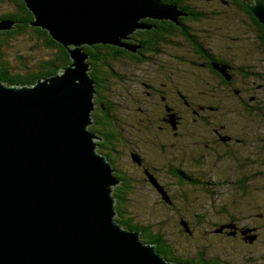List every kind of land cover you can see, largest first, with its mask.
Listing matches in <instances>:
<instances>
[{
    "label": "water",
    "instance_id": "water-1",
    "mask_svg": "<svg viewBox=\"0 0 264 264\" xmlns=\"http://www.w3.org/2000/svg\"><path fill=\"white\" fill-rule=\"evenodd\" d=\"M23 1L31 26L48 31L71 63L30 87L0 82V264H175L114 219L111 190L119 181L87 129L96 93L82 48L135 52L122 40L147 28L143 19L176 22L185 14L160 0ZM247 6L264 23V0ZM13 26L0 20V31Z\"/></svg>",
    "mask_w": 264,
    "mask_h": 264
},
{
    "label": "trees",
    "instance_id": "trees-1",
    "mask_svg": "<svg viewBox=\"0 0 264 264\" xmlns=\"http://www.w3.org/2000/svg\"><path fill=\"white\" fill-rule=\"evenodd\" d=\"M160 1L162 3L165 2L163 3L164 5H177L178 8L181 9L180 11L185 15L179 16L176 22L172 20H143L142 22L147 28L133 31V33L128 35L127 40L122 41L124 45L127 44L129 46L132 45V43L138 42L137 46H133L135 52L114 45L95 44L93 46H83L82 52L88 55L86 61L89 65L88 75L93 82V88L96 93L93 99L94 109L91 112L92 124L89 126V129L97 136L103 138L96 144L99 145V150H97V152L105 157L106 161L113 169V176L119 181V184L115 185L113 190H111V196L114 198L115 221L123 229L137 232L144 244L154 245L155 250L165 261L175 264H221V259L223 257L217 255V253L220 254L223 251L221 250V246H211L213 249L212 252L209 253L210 255H208L205 249L203 250L199 247L196 249L193 256L179 258L176 255L178 250L173 248L174 246L167 239L165 232L161 229L153 230L152 225H145L130 216V212L127 210V197L132 193V178L127 173L116 171L113 167L115 166L114 161L120 158L118 149L127 148V142L123 138L120 124H117L118 121L122 123L119 118V110L122 108L119 101L122 102V98L120 93L114 95V91L123 89V76L120 77L115 72L114 68L119 61L126 58H131L132 61L136 63H153L154 60L158 59L159 61L157 62H160V66L164 59L163 54L165 51L180 49V45H177L178 42H185L193 48L194 53L198 56V62L204 64L202 65L203 67H201L200 64H196V67L194 65L192 66L189 61L186 64L188 70L185 74H181V67L176 65L174 67L177 71L175 74L177 76H183L186 80V86L194 85L197 87L198 91H205L207 95H209V91L211 93L215 92L218 98L209 99V97L206 96L201 100L199 96H187L184 91L176 88L177 85L175 84L176 87H173L172 96L167 90L164 94H157V100L155 99L156 103L152 109L153 114L147 113L143 109V104L141 103L140 105L134 104L133 107L131 106V108H135L136 112L139 114V116L134 119L133 123H140L143 127L138 125V128L148 132L150 140L148 139L145 143L149 146L151 152H153L154 148H158L159 153L166 155L169 144H174L172 147L170 146L171 151H173V153L169 151L173 156V159H171L173 163H169V165L172 164L171 166L177 168L174 171L175 174L172 173V175L178 180L186 182V184L193 185L195 182L197 183L196 180H198L190 173V171L195 173L194 167L189 166L202 167L204 164L213 161L214 158H216L217 161L224 160L225 162L233 163L234 166L230 170L236 171L239 178H237L236 174L234 176L235 180L237 179L242 182V186L237 183V188L233 189V191L236 198H241V195H245V190H259L260 185L258 184L257 177L260 175L253 178L252 181L251 178H247V176L243 174L244 169L247 168V166L243 164V158L235 155L230 148L224 147L221 144V142H223L221 139L219 143H216L217 141H211L210 138L208 139L212 131V125H208L206 120L205 122H201V117L192 114V109L186 107L183 101L186 100L187 97H190L191 99L196 98L197 100H201V103H207V108L204 113L213 115L212 123H214L216 119L218 120L216 124L226 125L229 119H238L236 114L239 112V118L244 116L249 119H258L261 123V128L264 129V98H260L259 95V97H254V99L251 100L250 98L254 96L252 90H248L249 92H246L242 96L234 93V89L237 88L234 86L235 84L233 81L229 80V73L227 70L222 72L219 68L222 64L215 63V61L224 62V58L219 55H214V59H207L201 51L190 42L192 38L198 36V33L190 28V26L194 27V25L191 23L187 28V25L182 23V21H184L182 18L187 17L189 12H194L192 14L196 16L192 17L197 20L202 16L200 13L203 14V11L207 10L210 13V17L203 18L205 23L198 25L209 30L210 39H213V37L221 39L225 41L224 44H228L232 37H239L236 34L240 29L239 27H244L246 29L244 33H246L245 36L247 38H250L252 35H257L261 40L257 46V49H259L258 54L256 56H246L239 53L238 60L235 61L236 64L244 66H247V63L253 62L254 60L257 61V57L260 58L259 62H264V23L256 18L247 6V3L249 5L253 0H247V3L243 0H238L237 4H235L237 10L234 14L230 12V9H227V6L220 5V0H216V4L211 3L213 0H197L194 2L191 0ZM198 1L199 4L194 5V3ZM0 4H4L10 8V11L0 15V20H9L14 23L13 28L9 31H0L1 83L8 86H31L35 84L37 80L46 79L57 74L71 63L68 50L57 43L49 35L48 31L40 27L31 26L34 19L23 0H0ZM219 7H222L221 11H218ZM228 13L231 16H229ZM241 22L244 25L241 26ZM26 36L30 37L29 41L33 42L34 40L35 44L42 48L44 55L37 61L32 62L33 64L31 65L23 63L20 56H17L16 58L20 60V65L14 66L8 58L9 52L13 49L12 43L19 37L25 38ZM161 68L162 67H158L159 71ZM204 72H206V75H204ZM238 76L242 77V75ZM163 79H165L166 82L169 80L165 76H163ZM257 80L264 81L263 78H257ZM249 86L252 87L251 84H249ZM261 87L263 86L261 85ZM188 89H191V87ZM224 90L227 91L224 92ZM163 96H165V98ZM176 106L187 109L183 114L181 113L183 117L180 126H178L179 124H177L176 121L174 122V126H172L170 122L171 115L175 118L174 109ZM139 109H141V112ZM256 109H259L260 112L256 111ZM162 119H166V122L162 123ZM239 125L245 127V125ZM181 127L184 130H186L185 127H191V130H189L191 132L194 127V129L197 128V131L201 133L204 140H202L201 144L196 146H192L193 142L187 144L182 142L179 139L181 138V134L179 133ZM198 127L207 131L205 137L202 130ZM153 136L156 137L155 140L151 139ZM162 136L168 138V140H164V142L160 141ZM185 138H188V136L183 139ZM257 138L259 139L260 150L255 154L252 153L251 156L253 157V161L251 165L260 164V159L264 157V137L257 135ZM247 146L248 145H243L242 147L244 150H247ZM211 147L213 150L209 152ZM127 156L130 158L129 161L131 160L130 162L134 163L132 158L133 155ZM176 161L178 162L176 163ZM185 162H187L186 165ZM251 165L248 166L252 168L253 166ZM165 167H163V169L166 171ZM187 171L190 174H187ZM218 176L221 179L228 178L223 173H219ZM246 179L252 183H248ZM245 180L247 183L244 185L243 183ZM162 201L166 203L163 199ZM228 203L229 202L226 204ZM223 207V211L228 218H233L234 209L229 205ZM199 215H201V217L204 216L202 213ZM183 221L187 222L184 218L179 217L178 223L182 228L183 226L181 223ZM188 231L189 232H186L183 228L184 233L189 236L192 235L193 232L189 226ZM211 247L207 245L208 250ZM243 254L244 252L241 255L243 256ZM206 257L210 259L208 258L207 260Z\"/></svg>",
    "mask_w": 264,
    "mask_h": 264
},
{
    "label": "rangeland",
    "instance_id": "rangeland-1",
    "mask_svg": "<svg viewBox=\"0 0 264 264\" xmlns=\"http://www.w3.org/2000/svg\"><path fill=\"white\" fill-rule=\"evenodd\" d=\"M191 1L194 2L197 0ZM199 1L195 2L194 5L199 4ZM221 10L222 7H219L218 11ZM7 11H10V8L8 6H5L4 4H0V15L4 14ZM228 15L231 16L229 13ZM198 27L201 26L198 25ZM29 38V36H26L25 38L19 37L16 41H13V49L9 52L8 58L10 62L14 64V66L20 65V60L16 58L17 56H20L23 63L31 65L33 64L32 62L37 61L44 55L42 48L40 46L38 47L35 44L34 40L33 42L29 41ZM211 42L215 46L217 44L220 46H224L225 41L213 37V39H211ZM132 45H138V42L132 43ZM238 57L239 53H236L233 60L237 61ZM157 61L159 60L156 59L153 61V63H136L132 61L131 58H126L119 61L117 65H115V72L120 77L123 76V89L114 91V95L120 93L122 98V102L119 101L122 107L119 110V118L122 123H119L118 121L117 124H120V130L122 132L124 140L127 142V148L125 147L124 149H118V151L120 152V158L117 161H114L115 166L113 167L116 171L118 170L127 173L132 178V193L127 197V210L130 212V216H132L135 220L144 223L145 225H152L153 230L161 229L163 232H165L167 239L174 246L173 248L178 250L176 255L179 258H185V256H193L194 252H196V249H198L199 247L203 250L205 249L208 255H210L209 253L212 252L214 246L209 250L207 249L206 244L208 242L209 232L212 231L215 224H219L225 219L226 215L223 211V200L225 202H228L230 198L236 197L234 191H232L234 189V186H232L231 183H233V180H235L234 176L237 174L238 178L239 175L238 173H236V171L230 170L234 166L233 163L225 162L224 160H216L210 163H206L202 167L189 166L194 167L195 173H193L192 171H190V173H192V175H194L199 180H196V185H189L186 184V182L180 181L175 177H167L165 169H163V167H165L166 161V167L172 165H169V163H173V160H171L173 159V157H171L170 154V152L173 153V151H171L170 149V146L172 147V145H174L173 143L169 144L166 155H161L158 148H154L153 152H151V149H149V146H147L146 143L140 144L138 142L137 144H135L133 142V136H130V134H132L133 131L137 130V127L133 123V121L137 116H139V114L138 112H136L135 108H131V101H135V104L138 105H140V103L143 104V109L147 113L153 114L152 109L156 101L154 98L149 99V97L145 95L147 94L146 92H148V90L143 86V84H145L146 87L149 88V85L155 84L157 82L159 83L161 74L158 67L160 62ZM248 64H250V68L253 71L255 70L254 68H257V72L259 74H263L264 63L255 61V67L252 62L247 63V65ZM169 66H172V64L170 63ZM179 67H181L182 70L181 74H185L188 70V67L184 65H180ZM257 72H255V74H257ZM175 83L177 85V88L181 91L185 92L190 90L188 88H190L191 86L185 85L186 80L183 78V76H178ZM259 85H262L263 87L259 88ZM256 88H259L257 90V96L260 95V98H264V81L256 80ZM176 108L178 109L177 111L182 114L185 111L179 106H176ZM236 115L238 119H229V121L226 122V131L231 132L230 135H233L238 139H243V142L230 144L229 147L235 155L243 158L244 166H248L251 165V162H249V157H251L252 153L254 152V140L257 138V135H261L264 137V129L261 128V123L258 119H249L244 116L239 118V112H237ZM174 116L176 118V112H174ZM171 117L172 119H175L173 118V115H171ZM175 121L177 122L176 119ZM232 121H235L241 125H245V127H242ZM90 125L91 124L87 126V129L89 131ZM185 128L186 130L182 129V127L179 130V133L181 134V138L179 139L182 142L186 144L193 142L192 146H196L202 143V140H204V138L201 133L197 131V128L194 129V127L192 132L189 131L191 130V127ZM200 130H202L205 137L207 135V131L204 129ZM145 132V137H150L148 136V132L146 130ZM187 136L188 138L183 139ZM155 138L156 137L153 136L151 139L155 140ZM209 138L211 139L210 134L208 139ZM164 140H168V138L162 136L160 141L164 142ZM99 142V140H96L94 141V144L96 145ZM243 145H248L246 147L247 150L243 149ZM130 149L134 151L133 153L137 154L136 156L139 157V159L144 160L143 163L146 161L145 164L148 165L147 169L134 167L135 165L131 167V160L129 161L130 158L127 156L130 155ZM95 150L96 153L99 154L97 152V150H99V145H97ZM212 150L213 148L211 147L209 152ZM186 164L187 162H185V165ZM262 167H264V162H262ZM253 170L254 166L253 169L248 166L246 169H244L243 174L247 175L248 173V175H251V172H253ZM263 170L264 169L261 168V173L264 172ZM190 173L188 172L187 174ZM219 173L225 174L228 178H219ZM250 177L251 181L253 180V178H255L253 176ZM259 177L264 178L263 176ZM261 178L257 181H262ZM248 183L252 182L248 181ZM156 184L165 188L166 193L171 197L172 205H167L162 201V198L158 193L157 188L155 187ZM259 190L263 189L260 187ZM262 199H264V196L262 197ZM256 209V205L252 206V210L254 211V213L250 212L249 218L255 216V214L257 213ZM201 213L204 215L203 217L199 215ZM234 215L236 216V218H240L241 221L238 220L239 224L245 223L244 221H242L245 219L246 223L254 221L247 220L248 218L246 216L244 219L241 215H238L235 210ZM115 216L116 215H114V217ZM179 217L184 218L188 222L193 232L192 235L189 236L183 232V228L180 227L178 223ZM239 221L242 223H240ZM224 229L229 228L225 227ZM221 250L224 249L221 248ZM243 252V256H245L247 250L241 251L239 254L241 255ZM232 254L233 252H228V255L230 257H232ZM217 255L224 257V252H221L220 254L217 253ZM263 255L264 253L262 254V257ZM248 256L253 257V253L249 254ZM257 264H264V262L261 263L257 261Z\"/></svg>",
    "mask_w": 264,
    "mask_h": 264
},
{
    "label": "flooded vegetation",
    "instance_id": "flooded-vegetation-1",
    "mask_svg": "<svg viewBox=\"0 0 264 264\" xmlns=\"http://www.w3.org/2000/svg\"><path fill=\"white\" fill-rule=\"evenodd\" d=\"M245 3H247V0H243ZM247 1V2H246ZM256 0H253L252 3L249 5H253ZM161 2V1H160ZM238 0H220L221 5L227 6V9H230V12H233V14L236 12L235 4H237ZM162 3V2H161ZM165 3V2H163ZM162 3V4H163ZM212 4H216L217 1L213 0L211 2ZM240 3V2H239ZM241 4V3H240ZM248 4V3H247ZM176 5V4H175ZM242 5V4H241ZM167 6V5H166ZM177 6V5H176ZM176 8V7H175ZM178 11L181 9L178 8ZM182 12V11H181ZM180 12V14H181ZM194 12H189L187 14V17H183L184 21H182L183 24L187 25V28L192 23L194 25L190 26L192 30H195L198 33L197 37H194L191 39V43L196 46L197 49L201 51V53L207 58V59H214V55H219L222 58H224V62L215 61V63L222 64L219 68L223 69L222 72L227 70L230 75V81H233L235 84L234 86L237 89H234V93L243 95L246 92H249L248 90H252V94L254 95L250 99H254L259 97L257 96V90L261 88V85H259V88H256V80L257 78H263L264 79V71L263 74H259L257 72V68H254L253 71L250 68V64L247 66H240L235 63L233 58L235 57L236 53L244 54L246 56H256L258 54L257 46L259 45L260 38L256 35H252L250 38H247L245 35L246 29L244 27H239V31L236 32V34L239 37H232L230 38V42L228 44H224V46L220 45H214L211 42L209 30L207 28L203 27H197L198 24L205 23L203 18L210 17V13L205 10L203 11V14L200 13L202 16L200 19H193L192 16H196L195 14H192ZM148 20V19H147ZM195 23V24H194ZM244 25L241 22V26ZM185 30V29H184ZM178 46L180 45V49H175L173 51H165L163 54V61L161 62L159 67H162V71L160 69V80L159 83L151 84L149 85V88L146 87L145 84L143 86L148 90L145 94L147 97L154 98L157 100V94H164L166 93V90L171 94L173 93V87H176V81H177V75L175 72H177L174 67L184 65L186 66L187 62H191L190 64L195 66L196 64H200L201 67L204 65L202 62H198V56L194 53V50L192 47H190L187 43L178 42ZM219 51V52H218ZM261 55V54H260ZM233 56V57H231ZM262 56V55H261ZM257 62L260 61V58L257 57ZM230 61V62H229ZM232 62V63H231ZM170 63L172 66H169ZM264 63V62H262ZM252 64L255 67V60L252 62ZM226 66V67H224ZM196 67V66H195ZM257 72V74H255ZM204 75H206V72H204ZM238 75H242V77H239ZM263 75V76H262ZM163 76L168 78L169 80L166 82L165 79H163ZM175 80V82H174ZM249 84L252 85V87L249 86ZM238 86V87H237ZM177 88V87H176ZM253 88V89H252ZM227 90H224L226 92ZM223 92V93H224ZM184 93L187 94V96H199L201 97V100L203 97L208 96L209 99H217L218 95L213 92L211 93L209 91V95L206 94L205 91H198L197 87L194 85H191V89L188 91H185ZM170 96V97H171ZM165 98V96H163ZM247 99V98H246ZM201 100L191 99L190 97H187L186 100L183 101V104L186 107H189L192 109V114L200 116L201 122L207 121L208 125H212V131L210 132L211 135V141H217L216 143H219L220 139L223 141L221 144L224 147L230 148L229 145L233 143H241L243 142V139H238L233 135H230L231 132L226 131V125L225 124H216L218 120L215 119V122L212 123L213 115L209 113H204L206 111V104L207 103H201ZM160 102V101H159ZM172 103V102H169ZM135 104V101H131V106ZM160 104V103H159ZM180 107V106H179ZM184 107V106H183ZM182 108V107H181ZM249 108V107H248ZM174 109V108H173ZM178 109L175 108L174 112H176V120L178 126L181 124V120L183 115L177 111ZM186 111L187 109L184 108ZM141 112V109H139ZM256 111L260 112L259 109H256ZM139 112V113H140ZM92 120V118H91ZM92 122V121H91ZM166 119H162V123H165ZM137 127V130L133 131L130 136H133V142L137 144L138 142L140 144L145 143L148 139L150 140V137H145V131L140 130L138 128V125L142 126L140 123L135 124ZM143 127V126H142ZM134 128V127H133ZM212 133V134H211ZM237 134V133H236ZM238 135V134H237ZM226 137V138H225ZM98 138L101 140L103 139L101 136H98ZM259 139H255L253 143V154L257 153L260 150L259 145ZM231 149V148H230ZM132 149L129 150L130 155H137L136 153H133ZM261 152V151H260ZM161 155H164L160 153ZM254 156V155H253ZM171 157H173L171 155ZM139 159V157H137ZM250 158V157H249ZM217 159L214 158L213 161H216ZM143 159H139V163H131V167H141L142 169H147L148 165L145 164L146 161L143 163ZM211 161V162H213ZM253 161V157L251 156V159L249 162ZM178 161H176L177 163ZM262 162H264V157L260 159V164H255L253 172H251V175H245L247 178H251L250 176L257 177L258 175L264 177V172L261 173ZM167 164V161L165 165ZM145 166V167H144ZM248 167V166H247ZM167 174V177L174 178L175 176L172 175L175 174L174 171L177 169L175 166H167L165 167ZM251 168V167H250ZM253 169V167L251 168ZM264 171V170H263ZM121 173H124L120 171ZM176 178V177H175ZM239 178V177H238ZM261 177H257L259 179ZM262 181H258V184L263 190H245V195H241V198H230L228 201L229 203L226 204L223 200V206L229 205L232 209H234L238 215H241L244 219L245 216L248 218L247 220H254L250 221L249 223H246V219L242 220L245 223L240 222V218H236L234 215L233 218H228L226 215L225 219L220 222L219 224H215L212 231L209 232V238L207 245L209 247L211 246H221L224 250V257L221 259V264H257L258 262H264V255L262 257V254L264 253V199L262 197L264 196V178H261ZM247 180V179H246ZM243 183L244 185L247 183ZM248 181V180H247ZM237 183L242 186V182L240 180H233V183H231L232 186H234V189L237 188ZM119 184V183H118ZM263 184V185H262ZM165 190V188H164ZM233 191V190H232ZM170 198V203L167 205H172V200ZM258 199V200H257ZM257 203V204H255ZM226 204V205H224ZM256 205L257 209V215L255 214L254 217H250V212L254 213L252 210V206ZM239 222L242 224L238 223ZM189 226L188 222H186ZM259 223V224H258ZM233 224V225H232ZM257 224V225H256ZM190 227V226H189ZM225 227H228L229 229H224ZM231 228V229H230ZM248 231V232H247ZM211 238V240H210ZM214 244V245H213ZM247 253L245 256H241L239 253L241 251H246ZM233 252L232 257L228 255V252ZM253 253V257L248 256L249 254ZM261 255V256H260ZM209 258V257H208ZM207 258V260H208ZM210 259V258H209Z\"/></svg>",
    "mask_w": 264,
    "mask_h": 264
},
{
    "label": "bare ground",
    "instance_id": "bare-ground-1",
    "mask_svg": "<svg viewBox=\"0 0 264 264\" xmlns=\"http://www.w3.org/2000/svg\"><path fill=\"white\" fill-rule=\"evenodd\" d=\"M112 46V45H111ZM92 121V120H91Z\"/></svg>",
    "mask_w": 264,
    "mask_h": 264
}]
</instances>
